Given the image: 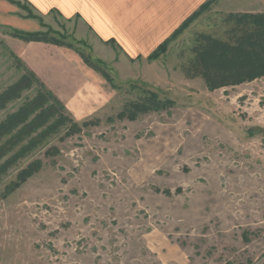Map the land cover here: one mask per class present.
I'll list each match as a JSON object with an SVG mask.
<instances>
[{
    "label": "rangeland",
    "instance_id": "obj_1",
    "mask_svg": "<svg viewBox=\"0 0 264 264\" xmlns=\"http://www.w3.org/2000/svg\"><path fill=\"white\" fill-rule=\"evenodd\" d=\"M242 13H264V0H213L155 59L165 38L155 31L172 25L158 16L133 28L112 21L116 42L75 16L33 18L35 31L71 46L57 45L69 69L51 87L0 28V94L31 70L68 98L64 113L80 129L68 134L67 122L0 175V264H264V74L211 89L193 68L204 36L234 42ZM38 87L6 102L0 123ZM149 92L160 108L118 117ZM35 159L40 169L6 191Z\"/></svg>",
    "mask_w": 264,
    "mask_h": 264
},
{
    "label": "trees",
    "instance_id": "obj_2",
    "mask_svg": "<svg viewBox=\"0 0 264 264\" xmlns=\"http://www.w3.org/2000/svg\"><path fill=\"white\" fill-rule=\"evenodd\" d=\"M7 1L25 8L28 17L40 20L30 9L22 6L18 1ZM212 1L207 0L192 14L197 15L199 11L207 7ZM187 21L188 19L179 28L175 29L168 38L162 41L148 55V59H155L160 54L165 53L169 41L177 36ZM235 24L236 29H238L234 42H221L204 36L208 41L196 49V64H193V68L196 72L203 75L211 89L222 84H234L243 79L264 74V13H242L237 15ZM12 33L26 41L45 40L56 45L70 46L69 43H65L59 38L48 37V34L40 31L26 32L12 29ZM110 41L113 42V39ZM80 55L85 64L98 71L106 79H109V75L105 72L103 66H100V64H103L101 61L92 60L91 56L87 54L80 53ZM34 82L39 86L35 96L23 103L16 111L8 114L0 123V159L10 153L0 163V175L36 146L43 144L61 126H66L67 122L70 123L71 128L68 129V134L80 131L78 123L73 119H69L64 113L65 108L61 101L51 91L47 90L43 83L36 79L31 70L26 71L20 81L11 85L0 94V108L4 107L5 103L10 99L17 97L22 89L30 88ZM161 105L162 103L158 101L156 94L149 92L143 104H133L131 110H127L125 113L121 111L118 117L126 115L128 118H134L136 111H144L148 108L158 109ZM3 137H6V139L2 141ZM25 139L26 142L22 143ZM40 167L41 161L39 159L30 161L18 171L16 180L6 187V191L14 190L28 176L37 172ZM226 264L232 263L228 262Z\"/></svg>",
    "mask_w": 264,
    "mask_h": 264
},
{
    "label": "crops",
    "instance_id": "obj_3",
    "mask_svg": "<svg viewBox=\"0 0 264 264\" xmlns=\"http://www.w3.org/2000/svg\"><path fill=\"white\" fill-rule=\"evenodd\" d=\"M15 1L23 3L34 15H38V17L43 19L44 22L49 16H52L54 12L66 19H72L73 16L78 17L80 24L83 25L84 22H87L100 37L108 40L113 39L115 42L116 39L109 33L111 32L110 25L112 21L131 23L133 28V24L138 22L146 23L150 21L151 16H158L154 21L172 22V25L169 26L167 33L164 32L163 26H161V30L156 29V36L161 35V37H165L156 44L157 47L178 27L175 23L183 22L186 17L192 14L207 0ZM102 20H105V22L102 23V26H99ZM136 27L139 30L142 28V25ZM0 28H8L9 30L12 28L26 32L39 29L35 19L28 17L25 10L7 0H0ZM98 28H100L101 31H99ZM11 35H8L6 39L8 46L12 47L13 52L16 53L46 85L51 87L56 84L52 81V75L57 76L58 73V78L60 80H63V78L67 76L69 69L68 54H66L67 56H65L64 59L62 58V47L39 41L26 42L15 36L12 37ZM53 92L61 97L59 89ZM60 100H68V98L62 97Z\"/></svg>",
    "mask_w": 264,
    "mask_h": 264
}]
</instances>
